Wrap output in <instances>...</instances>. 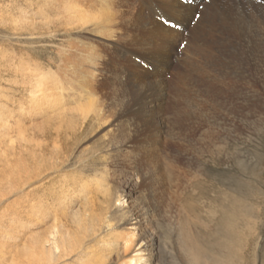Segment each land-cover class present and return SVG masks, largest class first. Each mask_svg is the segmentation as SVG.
<instances>
[{"label":"rangeland","instance_id":"1","mask_svg":"<svg viewBox=\"0 0 264 264\" xmlns=\"http://www.w3.org/2000/svg\"><path fill=\"white\" fill-rule=\"evenodd\" d=\"M46 1L0 0V182L7 177L11 181L0 203V215L7 209L20 207L18 221L23 227H18L13 235L20 237L22 263L32 258L29 249L24 248L28 244L26 239L31 242L35 232H45L48 228L47 223L30 218L26 211L39 204L40 207L51 205L60 187L68 186L74 176L89 180L95 174L96 162L102 161V164L110 163L113 192L125 193L127 205L148 207L151 211V223L146 224L144 233L154 235L155 240L149 242L156 251L157 264H192L184 247L185 240L202 250L207 264H264V49L257 50L255 61H259V66L252 65L254 59L247 61L249 79L239 86L221 84L207 93L205 87L210 82L206 77L196 78L197 86L192 88L193 85L184 86L172 79L173 97L181 89L200 88V95L195 92V103L200 109H195V104L189 107L186 98L179 106L186 112L179 115L170 100L162 114L166 118V131L158 165H154L156 184L148 183L134 190L122 172L123 160L118 157V148L108 145V123L102 122L99 127L72 138L70 133L58 129L54 112L42 113L44 107L41 110L29 107L32 93L30 83L23 79L25 76L32 77L36 72L54 75L58 68L62 73L65 68L59 65L58 49L63 44H74L77 48L71 47L69 51L78 56L81 45L88 48L86 41L94 46L100 41L99 36L79 26L49 32L50 24L41 19L45 18L46 22L54 19L59 6L49 8ZM257 1L254 3L264 6V0ZM90 3L95 5L98 1ZM84 7L90 9L87 3ZM198 9L205 11L203 6ZM199 11L188 21L185 39L188 33L195 35ZM32 19L43 26H31ZM86 35H89L87 39L83 38ZM208 38L217 41L222 39V34L214 32ZM185 44L183 41L180 44L176 62L181 63ZM225 55L229 56V52ZM105 56L107 59L110 54ZM68 65L66 71L71 73L78 68L73 63ZM214 72L221 71L214 67ZM250 80L255 87L248 84ZM217 83L215 80L212 85ZM78 103L83 101L71 102L67 108L72 110L74 105L72 111H78ZM195 111H199L197 115ZM179 118L182 120L178 122ZM64 136H68L67 140ZM112 157L116 159L113 161ZM73 199L71 205L78 203L79 207L81 199ZM63 202H69L67 197ZM63 202L51 205L62 216L66 204ZM8 222L0 225V230H7ZM114 254L104 264H119Z\"/></svg>","mask_w":264,"mask_h":264},{"label":"bare ground","instance_id":"2","mask_svg":"<svg viewBox=\"0 0 264 264\" xmlns=\"http://www.w3.org/2000/svg\"><path fill=\"white\" fill-rule=\"evenodd\" d=\"M90 1H46L49 8L59 6L54 19L49 18L48 22L41 19V22L50 24L47 27L49 32L68 31L79 26L88 33L92 31L100 41L98 46L86 41L88 48L81 45L78 56L69 51L76 47L74 44H63L58 49L61 55V58L58 56L59 65L65 68L62 73L58 68L54 75L36 72L32 77L25 76L23 79L30 83L29 92L32 93L29 107L37 110L44 107L42 113L44 110L54 112L58 129L64 134L70 133L72 138L95 129L102 122L108 123V145L118 148V157L123 160L120 162L122 172L135 190L156 182L154 167L158 165L166 131V118L162 114L170 100L179 115L186 112L179 107L186 98L189 107L195 104V109H200L195 103V92L200 95V88L181 89L174 95V100L170 91L172 79L184 86L193 85L192 88L197 86L196 78L206 77L210 82L205 87L207 93L221 84H245L249 79L246 76L247 61L254 59L252 65L259 66V61H255L259 55L257 50L264 49V6L254 3L257 0H95L98 1L95 5ZM85 3L89 10H85ZM200 6L205 11H199ZM196 11L200 14L196 19L195 35L188 33L185 39L188 21ZM32 20L29 21L31 26H43ZM214 32L221 33L222 39L212 41L213 38H208ZM182 41L186 46L179 63L175 54ZM225 52H229V56H224ZM106 53L110 54L107 59ZM69 63L79 68V71L75 69L78 73L66 71ZM214 67L221 72L216 74ZM215 80L218 85H212ZM248 84L255 87L252 80ZM190 90L193 92L189 94ZM75 101H83L78 103L79 112L72 111L74 105L72 110L67 108ZM198 112L195 111V115ZM179 119L178 122L182 120ZM141 134L143 139L138 140ZM64 137L67 140L68 136ZM96 163L95 174L89 180L74 176L68 186L60 187L56 192L57 197L51 205L62 204L66 197L69 201L63 202L66 203L64 216L46 204L35 205L30 212L26 211L30 218L47 223L48 228L45 232H35L31 242L25 238L28 244L24 248L32 255V260L25 264H104L109 262L113 253L119 264H157L156 251L149 242L155 240L154 235L144 233L146 224L151 223V211L148 207L127 205V195L114 193L110 185L113 177L110 163ZM10 183L8 177L0 182L1 204ZM76 197L81 199L79 207L78 203L75 206L70 203ZM19 208L7 209L0 215V225L10 221L7 230H0V264H24L19 248L20 237L13 235L18 232V227H23L18 221ZM183 242L192 264H207L202 250L186 240Z\"/></svg>","mask_w":264,"mask_h":264},{"label":"snow or ice","instance_id":"3","mask_svg":"<svg viewBox=\"0 0 264 264\" xmlns=\"http://www.w3.org/2000/svg\"><path fill=\"white\" fill-rule=\"evenodd\" d=\"M161 23H163V24H167L168 22H167V21H161Z\"/></svg>","mask_w":264,"mask_h":264}]
</instances>
